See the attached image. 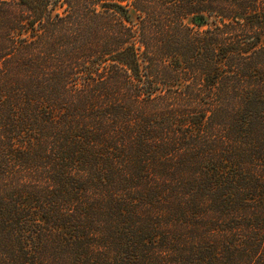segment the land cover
<instances>
[{
  "label": "trees",
  "instance_id": "16d2710c",
  "mask_svg": "<svg viewBox=\"0 0 264 264\" xmlns=\"http://www.w3.org/2000/svg\"><path fill=\"white\" fill-rule=\"evenodd\" d=\"M0 264H264V0H0Z\"/></svg>",
  "mask_w": 264,
  "mask_h": 264
},
{
  "label": "rangeland",
  "instance_id": "374dc122",
  "mask_svg": "<svg viewBox=\"0 0 264 264\" xmlns=\"http://www.w3.org/2000/svg\"><path fill=\"white\" fill-rule=\"evenodd\" d=\"M134 19V18H133Z\"/></svg>",
  "mask_w": 264,
  "mask_h": 264
}]
</instances>
